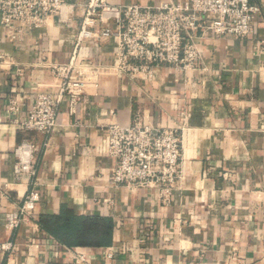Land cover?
<instances>
[{"label":"crops","instance_id":"obj_1","mask_svg":"<svg viewBox=\"0 0 264 264\" xmlns=\"http://www.w3.org/2000/svg\"><path fill=\"white\" fill-rule=\"evenodd\" d=\"M88 1L65 0L60 12L16 39L0 24V245L12 244L0 248V264H264V0H251L260 12L246 37H196L197 68L162 66L151 81L99 76L73 113L63 98L49 135L21 131L13 119L25 117L35 95L59 90L49 66L71 59ZM115 49L114 38L86 42L79 58L108 64ZM15 93L23 102L10 118L7 100ZM137 111L150 125L181 134L180 177L166 206L148 189L108 179L114 159L100 148L104 130L127 125ZM25 139L38 146L35 173L18 179L15 149ZM31 190L38 194L33 215L8 229L5 213L17 211ZM61 205L111 218V244L66 247L42 231L37 216Z\"/></svg>","mask_w":264,"mask_h":264},{"label":"built area","instance_id":"obj_2","mask_svg":"<svg viewBox=\"0 0 264 264\" xmlns=\"http://www.w3.org/2000/svg\"><path fill=\"white\" fill-rule=\"evenodd\" d=\"M65 0H0V24L10 39L39 28L54 13L61 11ZM260 6L251 0H165L156 5L132 3L123 6L89 0L80 28L74 37V48L67 63L52 64V73L61 80L56 93L35 95L25 117L17 123L23 132L49 135L56 126V116L63 98L69 112L75 111L87 85H95L102 75H126L132 79L153 80L159 67L195 69L201 62L196 37L204 35L244 38L253 32L255 15ZM114 38L116 49L108 64L79 58L86 42ZM0 56L2 62L4 59ZM23 95L15 93L7 100L8 117L20 111ZM101 150L114 159L109 172L113 186L130 190L148 189L161 205H169L180 177L181 134L173 127H154L139 111L127 125L110 124L105 130ZM32 139L23 140L15 149L13 165L16 178L33 176L35 153ZM38 194L26 193L17 211L5 213V225L14 229L33 215ZM3 250L11 243L0 245ZM108 252L107 256L111 257ZM80 262L85 253L76 252Z\"/></svg>","mask_w":264,"mask_h":264},{"label":"trees","instance_id":"obj_3","mask_svg":"<svg viewBox=\"0 0 264 264\" xmlns=\"http://www.w3.org/2000/svg\"><path fill=\"white\" fill-rule=\"evenodd\" d=\"M36 222L42 231L66 247L101 248L111 244L113 221L100 215H79L61 205L58 213L40 214Z\"/></svg>","mask_w":264,"mask_h":264}]
</instances>
